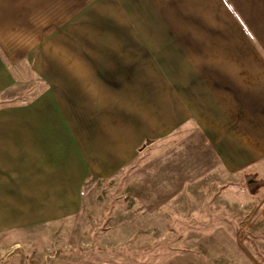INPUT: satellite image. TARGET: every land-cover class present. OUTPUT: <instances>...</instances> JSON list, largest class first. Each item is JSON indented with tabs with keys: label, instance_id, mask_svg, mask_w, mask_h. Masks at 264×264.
Listing matches in <instances>:
<instances>
[{
	"label": "crops",
	"instance_id": "0c3cea01",
	"mask_svg": "<svg viewBox=\"0 0 264 264\" xmlns=\"http://www.w3.org/2000/svg\"><path fill=\"white\" fill-rule=\"evenodd\" d=\"M26 55L49 89L0 105V212L71 208L89 164L105 174L153 125L163 134L175 121L180 137L193 135L194 162L207 149L228 174L264 171V0H0V95L16 82L4 58ZM168 68H180V113L137 110L123 85L163 83ZM70 91L82 101L80 138L59 118Z\"/></svg>",
	"mask_w": 264,
	"mask_h": 264
},
{
	"label": "rangeland",
	"instance_id": "374dc122",
	"mask_svg": "<svg viewBox=\"0 0 264 264\" xmlns=\"http://www.w3.org/2000/svg\"><path fill=\"white\" fill-rule=\"evenodd\" d=\"M40 54L44 64L47 53ZM4 60L16 82L0 95V105L28 103L48 91L28 55L14 64ZM89 69L90 76L100 70ZM163 74V83L154 75L148 83L123 85L137 92V110L180 113V68ZM70 94L74 98L58 101L65 113L59 118L80 138L82 101ZM70 109L78 113L75 120ZM157 126L150 138L139 139L129 162L105 174L89 164L81 180L74 179L71 208L31 218L0 212V264H264V171L228 174L207 149L194 162L197 146L192 134L180 137V122L163 134ZM27 220L35 224L8 228Z\"/></svg>",
	"mask_w": 264,
	"mask_h": 264
}]
</instances>
